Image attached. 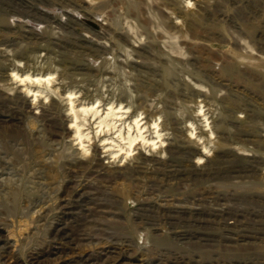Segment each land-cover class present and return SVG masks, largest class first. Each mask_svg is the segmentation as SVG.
<instances>
[{
	"label": "rangeland",
	"instance_id": "1",
	"mask_svg": "<svg viewBox=\"0 0 264 264\" xmlns=\"http://www.w3.org/2000/svg\"><path fill=\"white\" fill-rule=\"evenodd\" d=\"M86 263L264 264V0H0V264Z\"/></svg>",
	"mask_w": 264,
	"mask_h": 264
},
{
	"label": "bare ground",
	"instance_id": "2",
	"mask_svg": "<svg viewBox=\"0 0 264 264\" xmlns=\"http://www.w3.org/2000/svg\"><path fill=\"white\" fill-rule=\"evenodd\" d=\"M50 80V79H49ZM48 80V81H49ZM93 111V110H92ZM114 111V110H113ZM94 112V111H93ZM77 114V113H76ZM110 114H112V115H115V114H113V113H109V115ZM109 115H107L108 117H109ZM76 116H78V115H76ZM76 118H79V117H76ZM103 119V118H102ZM107 120H108V118H107ZM106 120V121H107ZM104 121H105V119L101 122L102 124L101 125H104ZM109 122V121H108ZM108 122H106L107 123V126L109 127V124L110 123H112V121L110 122V123H108ZM136 122V125H137V130H138V132H139V135H136V136H128L129 138H126V139H128V143H129V147L131 148L132 146H133V144H135L136 142H138L137 140H139V139H142L143 140V142L147 139V138H145L144 136H143V131H142V128L143 127H141L140 126V122L138 121V120H136L135 121ZM79 125V124H78ZM100 125V126H101ZM111 126H113V125H111ZM115 126H113L112 128H114ZM102 128V127H101ZM81 129V128H80ZM80 129H79V136L80 137H82V133L80 132ZM159 131V130H158ZM131 133V132H130ZM122 134V133H121ZM122 136V135H121ZM160 136V135H159ZM123 137H125V136H123ZM156 144V143H155ZM128 150H130V149H128ZM128 153V152H127ZM85 261H86V259H85ZM87 264V263H86Z\"/></svg>",
	"mask_w": 264,
	"mask_h": 264
}]
</instances>
